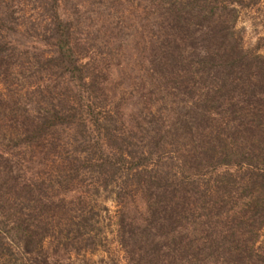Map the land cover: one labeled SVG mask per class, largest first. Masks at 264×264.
Instances as JSON below:
<instances>
[{"label": "trees", "instance_id": "trees-1", "mask_svg": "<svg viewBox=\"0 0 264 264\" xmlns=\"http://www.w3.org/2000/svg\"><path fill=\"white\" fill-rule=\"evenodd\" d=\"M66 1L0 0L1 252L5 233L26 222L12 206L17 189L88 180L94 191L116 189L119 240L131 264L139 247L152 248L154 240H162L158 251L168 250L169 235L178 236V248L219 249L225 237L234 239L230 246L250 237L242 243L253 247L263 222L264 189L255 184L264 180V154L251 163L231 137L243 127L235 118L241 112L250 118L244 133L264 131L262 106L247 108L264 102V76L239 73L253 65L235 36L234 1L144 0L142 67L138 75L131 70L134 81L119 99L109 89V72L120 63L101 66L97 45L77 37L88 36L87 19L69 17ZM249 88L241 101L246 107H239L235 94ZM237 167L248 172L245 188L256 196L241 207L217 199L221 170L233 186ZM37 168L56 177H32ZM125 221L142 227L126 228ZM137 233L145 241L128 251ZM195 234L202 241H186Z\"/></svg>", "mask_w": 264, "mask_h": 264}, {"label": "rangeland", "instance_id": "rangeland-1", "mask_svg": "<svg viewBox=\"0 0 264 264\" xmlns=\"http://www.w3.org/2000/svg\"><path fill=\"white\" fill-rule=\"evenodd\" d=\"M233 1L229 9H233L235 36L239 39V44L249 60L248 65H253L251 70L246 68L239 73L243 77L250 73L249 71H254L261 72L260 74L264 76V0ZM64 5V10L69 17H73L71 15L74 13L76 16L77 13L79 20L87 19L86 22L82 21V24L88 25V29L86 27L82 31L88 36L83 37L78 34L77 37L81 40L83 38L90 40L92 44L97 45L96 50L101 66L120 63L118 69L109 72L111 83L109 89L119 99L120 95L128 90V85L134 81V74L138 75L137 70L142 67L140 40L142 28L147 24L142 9L144 0H67ZM78 5H80L79 9L76 7ZM25 12H28L27 7H25ZM227 14L223 13V17L228 18ZM107 53L108 55L102 58L101 54ZM132 69L135 73L131 72ZM229 71L225 68V73ZM249 91L250 88L246 92L244 89L236 93L234 103L239 104V107H246L241 101ZM222 93L224 98L229 97L226 90ZM249 103L251 106L248 107V105L247 108L257 109L262 106L261 119L264 123V102L262 104L256 101ZM249 103L246 102V104ZM225 104L229 105V103ZM124 113L131 114L128 110ZM244 115L246 114L241 112V116L235 117L236 123L243 127L240 128V133L234 134L231 138L236 140L238 146L236 152H239V156L247 154L253 158L251 163H255L258 159L256 156L260 153L264 154V131L259 128L253 131L255 133H250V131L244 133V124L250 120ZM260 122L261 120L256 124ZM230 141L227 139L226 143ZM237 168L231 170L237 182L233 186L230 184L228 174L224 175L221 170L220 182L224 189L220 192L221 198H216L220 202H227L228 206L235 204L241 207L256 196L253 195L255 190L250 191L245 188V179L249 177L248 172L241 167ZM259 169L264 173V165L259 166ZM31 173L32 177L37 176L41 180L56 177L55 173L45 168L34 169ZM36 181L39 182V180ZM261 186L264 189V180L258 178L255 188L261 189ZM115 192L114 187L98 188L94 191L91 187V180L70 186L45 182V185L38 188L34 186L30 189H17L15 193L19 197L13 199L12 206L16 211V218L26 222L20 223L19 229L15 227L14 231L5 233L4 251L0 250V264H131L119 240L117 215L119 207L115 203ZM43 194L47 195L44 199L41 197ZM39 201L43 204H39ZM50 201L53 203L51 207L44 205V202ZM135 205L139 206L140 203L136 202ZM27 208H30V211L25 210ZM38 210L39 214L35 215L34 212ZM262 221L253 247L250 245L244 247L242 243L250 242V237H236L237 246L235 244L230 246L229 242L234 239L225 237V242L221 241L222 245L219 249H216V246L210 247L209 244H206L204 248L198 244H195L197 247L193 245L178 248L174 245L179 240L178 236L169 235L165 241L169 243L168 250L158 251L155 245L157 242L161 243L162 240H154L155 244L153 243L152 248L145 245L139 247L140 251L135 252L133 264H264V212ZM123 223L126 228L142 227L139 221ZM138 234L131 238L132 241L136 240V247L132 246L128 251L137 249L138 243L145 241L141 240ZM127 236L125 234L124 237ZM201 238L199 234H195L187 237L186 241H198L196 243H199L202 241Z\"/></svg>", "mask_w": 264, "mask_h": 264}]
</instances>
